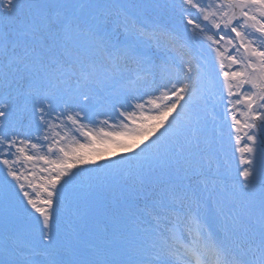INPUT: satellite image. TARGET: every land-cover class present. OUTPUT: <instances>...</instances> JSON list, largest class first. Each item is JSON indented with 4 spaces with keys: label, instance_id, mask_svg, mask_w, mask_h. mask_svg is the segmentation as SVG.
Returning a JSON list of instances; mask_svg holds the SVG:
<instances>
[{
    "label": "snow or ice",
    "instance_id": "obj_1",
    "mask_svg": "<svg viewBox=\"0 0 264 264\" xmlns=\"http://www.w3.org/2000/svg\"><path fill=\"white\" fill-rule=\"evenodd\" d=\"M0 264H264V0H0Z\"/></svg>",
    "mask_w": 264,
    "mask_h": 264
}]
</instances>
